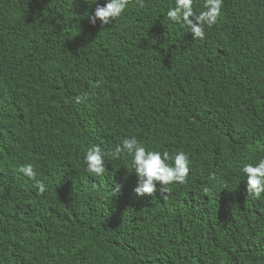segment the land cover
<instances>
[{
    "label": "trees",
    "instance_id": "1",
    "mask_svg": "<svg viewBox=\"0 0 264 264\" xmlns=\"http://www.w3.org/2000/svg\"><path fill=\"white\" fill-rule=\"evenodd\" d=\"M106 3L0 0V264H264L242 172L264 159V0H223L202 41L167 19L175 0L92 26ZM133 137L188 155L167 201L135 195L129 156L86 171L88 148Z\"/></svg>",
    "mask_w": 264,
    "mask_h": 264
},
{
    "label": "clouds",
    "instance_id": "2",
    "mask_svg": "<svg viewBox=\"0 0 264 264\" xmlns=\"http://www.w3.org/2000/svg\"><path fill=\"white\" fill-rule=\"evenodd\" d=\"M85 3H97V0H84ZM133 0H107L103 7H96L93 15L88 16L89 22L95 26L97 21L101 26H107L112 21L118 19ZM140 8L145 7L144 0H135ZM203 7L206 9L199 15L193 12V0H175V7L167 11V19L173 23L186 26L194 37V40H204V25L213 27L221 14L223 0H204ZM99 86V82L97 84ZM88 99L87 94L77 96L75 102L83 103ZM131 157L134 174L138 178L137 187L134 193L137 197L150 196L155 198L157 192L163 201H167L172 193L169 187L172 184L185 185L189 175V157L183 151L170 157L167 151L161 154L158 151H148L137 141L136 138L123 139L114 151L106 153L101 151L99 146H93L87 149L84 164L86 171L91 176L104 175L105 162L107 156L110 161L120 160L122 156ZM173 160L174 166H169L167 161ZM18 171L30 180H36V172L32 165L21 166ZM243 174L247 177V197L260 199L264 193V159H261L256 166L248 164L242 168ZM214 178V177H213ZM159 185V187H157ZM38 189V194L43 195L46 187L42 182L37 181L34 185ZM120 186H116L119 191ZM207 195L208 190H204Z\"/></svg>",
    "mask_w": 264,
    "mask_h": 264
}]
</instances>
